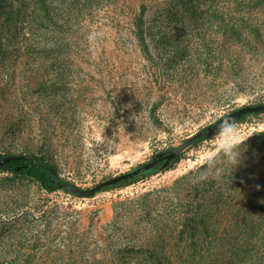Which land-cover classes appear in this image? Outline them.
Returning a JSON list of instances; mask_svg holds the SVG:
<instances>
[{"label": "rangeland", "instance_id": "1", "mask_svg": "<svg viewBox=\"0 0 264 264\" xmlns=\"http://www.w3.org/2000/svg\"><path fill=\"white\" fill-rule=\"evenodd\" d=\"M262 2L34 0L23 13L0 0V154L44 156L62 182L87 189L264 102ZM142 4L149 53L136 25ZM236 124L237 167H209L227 163L215 134L172 168L90 197L0 171V264L164 260L152 252L188 245L156 233L173 232L171 218L205 196L201 172L241 216L235 228L256 234L264 264V113Z\"/></svg>", "mask_w": 264, "mask_h": 264}, {"label": "trees", "instance_id": "2", "mask_svg": "<svg viewBox=\"0 0 264 264\" xmlns=\"http://www.w3.org/2000/svg\"><path fill=\"white\" fill-rule=\"evenodd\" d=\"M11 7L15 0H4ZM18 8L21 11L27 12L32 9L34 0H18ZM264 6V0L262 2ZM140 15L136 19V25L138 27V35L146 53L148 51V44L145 40L143 34V16L145 9L147 8L145 4L141 6ZM157 105L153 106L152 113L154 115V120L159 123V119L155 115V110ZM264 113V110L259 112H251L242 115L239 118L233 119V122L237 123L245 120L249 115H259ZM217 133V131H216ZM215 133V134H216ZM209 138V137H208ZM211 138V137H210ZM207 138L198 139L204 140ZM264 144V140L262 141ZM168 150L162 151L160 154L166 153ZM5 155V154H1ZM39 162H48L44 156H37ZM182 158V154L178 155L167 168H163L157 165L155 168L145 171L141 174L136 175L134 178H130L121 181L114 185H109L101 190L117 187L122 185H127L139 177L150 173L158 172L161 170H167L172 168L177 162ZM215 165H217L213 170L216 171L221 167H225L227 163L221 162L220 158H215ZM28 163V166L17 170L15 167L18 165H23ZM50 163L57 171L54 182H62L59 178L58 168L51 162ZM207 167V165H206ZM0 171H10L17 175L30 176L42 185L47 191H54L58 188L56 183L52 182V173L49 169L42 166L38 162H29L26 160H13L10 165H0ZM210 176V175H209ZM213 176V175H212ZM210 176V178L212 177ZM206 179L204 181V197L198 201H194L187 210H183L178 217H172L171 220L175 221V229L173 232H166V229H160L159 233H156V237L160 241H165L168 238L171 240H177L181 238L188 246H184L180 249H173L172 252H166L162 247H158V250H154L152 253L156 256L164 257V260L157 259V262H152L149 264H260L261 257L259 255V250L255 245L256 234L238 230L235 228L238 225L239 218L241 217L239 213L233 212L231 208L227 207L228 200L224 199L223 191L212 190L213 178ZM264 178V177H263ZM72 184V183H70ZM73 185V184H72ZM73 195L68 190H65ZM95 195V194H94ZM92 195V196H94ZM79 196V195H78ZM230 202V201H229ZM227 204V205H226ZM183 212H185L183 214ZM236 220V221H235ZM234 225V229L230 231L227 225ZM226 226V228H225ZM176 228H178L176 230ZM228 228V229H227ZM166 233V234H165ZM169 239L167 240V242ZM158 246V245H155ZM152 256V255H151ZM173 256L174 259H170Z\"/></svg>", "mask_w": 264, "mask_h": 264}, {"label": "water", "instance_id": "3", "mask_svg": "<svg viewBox=\"0 0 264 264\" xmlns=\"http://www.w3.org/2000/svg\"><path fill=\"white\" fill-rule=\"evenodd\" d=\"M264 110V102L256 103V104H250V105H245L242 107H239L225 115L229 116L232 120L241 117L244 114L251 113V112H259ZM217 131V126H216V121L209 125L208 127L202 129L201 131L191 135L184 143L181 145L174 147L172 149H169L166 153H164L160 157H155L137 167H135L132 170H129L127 172H123L119 175L113 176L111 178L102 180L101 182L97 183L93 187L83 189L80 187H77L75 185H72L67 182H54L55 177L57 174L56 169L48 162H39L37 156L33 155H27V154H9V155H1L0 154V165H10V162L13 160H26L29 162H38L42 166L46 167L49 169L52 173V182L56 183V185L60 188H63L65 190H68L72 193H75L76 195L83 196V197H90L97 192H99L102 188L109 186V185H114L117 184L121 181L134 178L136 175L141 174L145 171L151 170L155 168L157 165L162 162V167L167 168L169 164L180 154V151L192 144L194 141L200 139V138H207V137H212L215 135ZM28 166V163H25L23 165H18L15 168L17 170H20L22 168H25Z\"/></svg>", "mask_w": 264, "mask_h": 264}, {"label": "clouds", "instance_id": "4", "mask_svg": "<svg viewBox=\"0 0 264 264\" xmlns=\"http://www.w3.org/2000/svg\"><path fill=\"white\" fill-rule=\"evenodd\" d=\"M217 133L216 137L220 139V155L225 158L228 165L237 167L240 163L241 151L240 145L244 142L240 136L239 126L227 116H221L216 119ZM215 159L209 162V167L215 166ZM207 172L198 173L196 181L209 179Z\"/></svg>", "mask_w": 264, "mask_h": 264}, {"label": "flooded vegetation", "instance_id": "5", "mask_svg": "<svg viewBox=\"0 0 264 264\" xmlns=\"http://www.w3.org/2000/svg\"><path fill=\"white\" fill-rule=\"evenodd\" d=\"M163 154H158V155H156L155 157H160V156H162ZM155 157H153V158H155ZM160 164L162 165V162H160ZM159 164V165H160Z\"/></svg>", "mask_w": 264, "mask_h": 264}]
</instances>
